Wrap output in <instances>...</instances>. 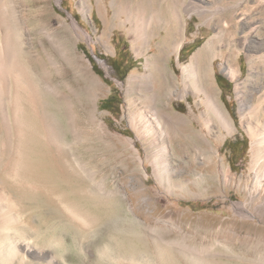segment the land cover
Here are the masks:
<instances>
[{
    "label": "rangeland",
    "instance_id": "obj_1",
    "mask_svg": "<svg viewBox=\"0 0 264 264\" xmlns=\"http://www.w3.org/2000/svg\"><path fill=\"white\" fill-rule=\"evenodd\" d=\"M178 1L182 8L190 0ZM202 1L225 8L213 19L233 26L229 44L225 37L217 47L224 56L211 62L229 132L207 118L192 92L167 101L172 115L165 129L156 125L143 88L127 82L132 70L145 69V55L135 53L129 24L112 20L109 0L8 3L13 50L0 56V264H264V192L250 167L254 124L241 118L235 92L251 64L263 76L250 85L264 82V0ZM182 14L179 59L188 62L213 28L196 13ZM155 36L150 52L162 35ZM231 55L236 78L224 70ZM168 56L180 73L176 53ZM242 90L249 104L247 93L257 89ZM200 113L202 133L218 149L215 168L201 165V141L189 126L191 119L200 127ZM155 162L168 175L158 178Z\"/></svg>",
    "mask_w": 264,
    "mask_h": 264
},
{
    "label": "bare ground",
    "instance_id": "obj_2",
    "mask_svg": "<svg viewBox=\"0 0 264 264\" xmlns=\"http://www.w3.org/2000/svg\"><path fill=\"white\" fill-rule=\"evenodd\" d=\"M96 1L98 4L104 2V0ZM202 2V0H190L185 2L182 8H179V1L177 2V0H109V4L113 8L111 14L112 20L118 19L124 24H129L127 29L133 36L132 45L135 53L137 55H145V69L143 71L138 69L132 70L127 76V82L130 88L133 86L143 88L144 94L142 98L151 106L153 118L156 121V125L160 128L165 129V123L172 115L167 101L171 100L173 96L178 99L184 98L189 92H192L199 102L204 105L203 109L207 118L214 119L220 130L221 128H225L229 132V129H232L233 124L228 122L229 125L227 127L223 123L225 121H223L224 118L222 119L219 115V110L221 109H219L220 106L215 87L211 79V62L218 56H224L225 52L223 50L217 51V47L222 43V40L224 41L225 37V41L228 43L229 33L233 26H231L228 19L222 21H214L213 19L215 14H218L221 10H225V8H212V6H206ZM8 3L14 4L13 0H0V56L1 53L8 54L13 50L12 45L8 41L13 31L11 24L8 23L6 18ZM82 4H87V2L85 3V0H82ZM161 4H166V8H162L163 5L161 6ZM183 10L189 16H192L193 13L198 14L204 24L213 28L212 34L193 52L188 62H181L179 59V52L183 47V40L186 36L185 27L187 24L182 14ZM82 11L84 14H87L85 9ZM72 23L75 25L74 21ZM150 25L153 27L152 30H149ZM160 34L162 36L156 43L157 51L150 52L152 38ZM108 38L107 32H104L103 41L107 42ZM172 52L176 53L180 73H176L168 65L167 58ZM260 55L257 56L258 60L261 58ZM228 60L229 63H227L224 70L229 77L236 78L240 74V69L233 67V55ZM5 63L0 58V65H4ZM249 66L250 72L244 80L243 86L236 85L235 92L239 100L238 111L241 118L244 119L246 114L247 121L254 124V127L249 132L251 138L250 167L255 173V184L261 186V190L264 192V82L260 83L261 81H259V83H256V81L254 87L250 85L253 80L252 78L259 80L263 76V73L261 76L258 72L251 69L254 67L252 64ZM95 83L98 88H101L99 79L96 78ZM250 87L257 89V91L246 92L250 102L249 104L247 102L245 105L242 98L244 96L241 95L244 91L242 88L247 90ZM192 111L195 112L194 109ZM202 115L203 113L196 114L200 127L195 128L191 119H189V126L193 134L201 141V146L198 148L203 159L201 165L215 168L217 162L215 159L219 155L218 149L214 144L215 140L212 141L208 137V134L202 133L205 122ZM174 117L176 121L181 120L180 116L174 115ZM209 131H211L210 128H208ZM217 138L220 139V137ZM214 170L212 171L214 172ZM154 172L158 178H161L164 174L168 175L156 162L154 163ZM237 205H240V203H237Z\"/></svg>",
    "mask_w": 264,
    "mask_h": 264
},
{
    "label": "trees",
    "instance_id": "obj_3",
    "mask_svg": "<svg viewBox=\"0 0 264 264\" xmlns=\"http://www.w3.org/2000/svg\"><path fill=\"white\" fill-rule=\"evenodd\" d=\"M106 100H109V99H106Z\"/></svg>",
    "mask_w": 264,
    "mask_h": 264
}]
</instances>
